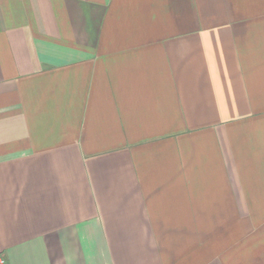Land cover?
Instances as JSON below:
<instances>
[{
  "label": "crops",
  "instance_id": "1",
  "mask_svg": "<svg viewBox=\"0 0 264 264\" xmlns=\"http://www.w3.org/2000/svg\"><path fill=\"white\" fill-rule=\"evenodd\" d=\"M0 264H264V0H0Z\"/></svg>",
  "mask_w": 264,
  "mask_h": 264
}]
</instances>
